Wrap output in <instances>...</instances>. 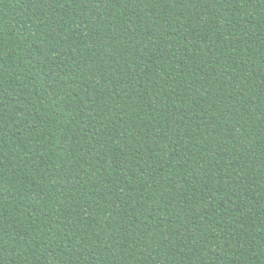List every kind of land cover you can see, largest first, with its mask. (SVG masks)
<instances>
[{
  "label": "trees",
  "instance_id": "16d2710c",
  "mask_svg": "<svg viewBox=\"0 0 264 264\" xmlns=\"http://www.w3.org/2000/svg\"><path fill=\"white\" fill-rule=\"evenodd\" d=\"M0 264H264V0H0Z\"/></svg>",
  "mask_w": 264,
  "mask_h": 264
}]
</instances>
